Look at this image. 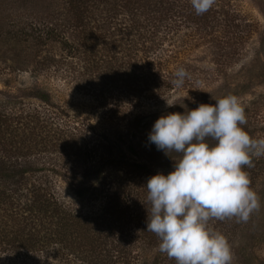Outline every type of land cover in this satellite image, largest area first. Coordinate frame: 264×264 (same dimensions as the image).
Instances as JSON below:
<instances>
[{"label": "trees", "instance_id": "trees-1", "mask_svg": "<svg viewBox=\"0 0 264 264\" xmlns=\"http://www.w3.org/2000/svg\"><path fill=\"white\" fill-rule=\"evenodd\" d=\"M49 9L31 34L27 25L18 28L35 46H62V59L54 54L44 67L65 66L93 89L109 85L129 106L174 90L181 67L191 79L180 43L209 41L224 13L219 0L202 15L191 0H51ZM31 97L43 105L0 106V253L47 255L32 264H140L134 252L157 236L146 228L152 166L129 157L138 151L122 131L99 134L55 105L47 90ZM55 177L103 207L72 211L58 198Z\"/></svg>", "mask_w": 264, "mask_h": 264}, {"label": "rangeland", "instance_id": "rangeland-1", "mask_svg": "<svg viewBox=\"0 0 264 264\" xmlns=\"http://www.w3.org/2000/svg\"><path fill=\"white\" fill-rule=\"evenodd\" d=\"M219 2L224 10L221 25L215 28L216 33L209 36V41L180 43L192 59L187 60L192 78L164 96L143 97L129 106L124 104L127 98L115 94L109 85L93 89L65 66L44 67V60L54 54H58L57 60L62 59L59 43L35 46L32 37L18 33L19 26L27 25L31 34L32 23L44 21L45 14L51 11V0H0V106L9 110L42 106L31 96L38 89L47 90L55 105L85 123L90 121L99 134L122 131L126 145L132 143L138 151V156L127 152L129 157L152 166L155 174L170 173L174 170V159L180 158L175 152L170 153L174 159L166 155L148 139L155 121L167 113H184L202 103L215 104L214 98L234 95L245 109L247 124L242 127L253 138H264V0ZM180 35L182 38L183 34ZM167 101L173 105L169 107ZM135 117L134 125L138 128L131 127ZM253 165L244 167L250 187L258 196L259 208L246 222L237 217L210 218L207 222L210 232L226 238L231 264H264V156L253 157ZM54 182L58 198L72 211L88 214L103 207L102 200H94L89 194L78 195L64 179L55 177ZM150 242L144 244L140 253L134 252V256H141L140 264H177L160 252L158 236ZM46 258L47 255L0 253V264H32L46 262Z\"/></svg>", "mask_w": 264, "mask_h": 264}, {"label": "clouds", "instance_id": "clouds-1", "mask_svg": "<svg viewBox=\"0 0 264 264\" xmlns=\"http://www.w3.org/2000/svg\"><path fill=\"white\" fill-rule=\"evenodd\" d=\"M214 3L191 0L197 15ZM174 76L177 87L190 78L182 67ZM214 99L215 104L161 115L148 136L166 155L180 154L178 160L171 156L173 171L157 173L146 183L147 231L160 238V252L177 264H231L226 238L210 232L207 222L230 217L246 222L260 206L244 166L253 167V157L264 156V138H253L242 127L247 118L236 96Z\"/></svg>", "mask_w": 264, "mask_h": 264}]
</instances>
